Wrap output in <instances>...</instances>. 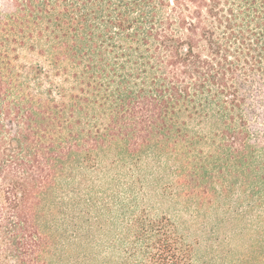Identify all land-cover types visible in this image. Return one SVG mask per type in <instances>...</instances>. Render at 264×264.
I'll return each mask as SVG.
<instances>
[{"label": "trees", "instance_id": "16d2710c", "mask_svg": "<svg viewBox=\"0 0 264 264\" xmlns=\"http://www.w3.org/2000/svg\"><path fill=\"white\" fill-rule=\"evenodd\" d=\"M237 187L264 260V0H0V264H196Z\"/></svg>", "mask_w": 264, "mask_h": 264}, {"label": "rangeland", "instance_id": "374dc122", "mask_svg": "<svg viewBox=\"0 0 264 264\" xmlns=\"http://www.w3.org/2000/svg\"><path fill=\"white\" fill-rule=\"evenodd\" d=\"M22 56L26 63L39 60L36 54L26 51ZM245 209V195L237 187L227 202H215V207L208 214L213 227L207 233L198 234L199 226L192 227V241L199 239L200 242L196 246V264H264L263 257L258 258V254L249 248L252 237L246 229L249 214Z\"/></svg>", "mask_w": 264, "mask_h": 264}]
</instances>
